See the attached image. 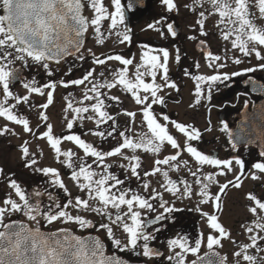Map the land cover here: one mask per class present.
<instances>
[{
  "label": "snow or ice",
  "instance_id": "obj_1",
  "mask_svg": "<svg viewBox=\"0 0 264 264\" xmlns=\"http://www.w3.org/2000/svg\"><path fill=\"white\" fill-rule=\"evenodd\" d=\"M111 3L114 5L112 11L106 6L105 0H0V9L3 10V14H0V118L7 122L0 127V136L20 135L14 127H9L11 124L19 126L23 133L37 140L46 141L56 163L71 170V181L83 193L82 196L74 197V203L69 200L67 204H61L47 189L29 191L15 178V172L8 174L0 166V182L6 183L8 188L0 199V264H127L118 256L106 255L105 244L100 236L85 239L67 227L50 233L42 231L41 222L48 225L56 222L74 224L82 230L97 227L86 215L70 213L68 207H73L77 213H93L105 218L108 222H101L98 227L105 230L107 237L113 240L120 251H133L148 258L160 256L162 253L150 246L156 236L149 229L167 219L166 213L177 210L173 201L164 199V192L177 199H191L195 195L199 197V204L211 205L213 208L212 213L197 208L206 221L208 234L201 232L194 242H190L186 236L170 239L167 244L173 255L167 259L174 260L175 264H186V254L197 255L201 247L206 246L213 250L211 255L218 259L200 257L199 264H227L228 257L214 250L222 248L225 239L237 243L232 240L231 231L220 219L223 197L230 188L241 189L248 179L264 182V161L253 163L251 168L254 171H248L245 160L239 156L221 159L205 153L193 143L202 139L203 133L199 128L155 110L157 105L166 107V97L170 94L165 89L177 93L181 91L169 75L170 60L174 59L176 64L181 61L179 48L175 49L173 57L167 48L153 49L145 44L138 62L135 54L128 57L120 53L97 56L91 48H85L90 29L98 44L103 45L106 35L113 34L118 37L119 44H131V30H119V26L125 25L124 6L121 0H111ZM162 3L168 12L178 11L175 0H162ZM86 6L93 12L91 18L85 15ZM185 7L198 14L196 26L199 36H209L205 30L206 21L215 15L218 17L216 27L222 40L230 44L229 48L223 50L225 54H215L205 39L195 35L189 37L198 40L207 67L212 69L210 75L193 76L184 72V75L195 81V100L191 107L201 105L202 101L210 104L214 86L230 81L233 76L264 70V24L258 23L264 20V0H193L192 5ZM105 21L109 22L107 30H103ZM148 27L161 32L162 36H178L172 22L167 23L166 33L156 24H149ZM229 51H238L245 58L254 56L261 63L256 67L245 68L243 73L222 72L220 70L227 67L230 57L226 53ZM68 57L78 61L90 57L92 65L100 66L102 70L97 72V67H89L79 78L52 79ZM231 60L237 65L244 62L239 56H233ZM111 62H117L120 67H113ZM195 67L199 69L200 64L197 62ZM133 68L134 71L130 72ZM25 71L30 73V78L24 75ZM41 73L49 78L43 83L37 79ZM72 73L73 69L69 67L64 75L71 76ZM16 84H20L24 93L15 91ZM203 85H207V88ZM81 86L82 96L79 100L71 92L64 97V119L70 134H55L48 109L54 103L57 88ZM113 89L126 94L137 110L125 109L113 115L109 111L113 102L123 104L119 95L109 94ZM33 96L42 97L45 102L37 106L32 101ZM21 105L28 109L38 108L37 116L42 124L34 128L30 118L19 111ZM68 113L72 114L71 119ZM119 115L128 118L124 130H118ZM138 116L142 131L129 135ZM84 120L92 121L95 125L89 129V134L101 141L117 139L116 146L104 150L81 135L72 133L77 121ZM105 125L108 127L104 128ZM40 127L45 130L39 132ZM220 131L228 135L233 151H239V145L247 143L242 135L232 132L227 122H222ZM180 137H183V142ZM65 141L82 151L83 156H79L72 148L63 149ZM30 148V141L23 140L20 150L24 167L48 177L52 186L70 196L60 170L56 167H37L36 153ZM167 148L174 150V153L159 158ZM40 151L42 153L43 149ZM140 152L156 157L151 170L144 169L142 157L138 154ZM185 154L191 158V163L189 159H182ZM259 155L264 157V150ZM113 157L126 161L118 167L130 172L147 195L130 186V177L121 179L111 171L113 163L108 160ZM181 168L194 178L192 182L170 176V172H179ZM157 174L163 177L164 183L160 185L163 191L151 188L150 181L145 179ZM229 174H232V179L227 178ZM220 177L225 178L223 183ZM126 181L129 183L126 184ZM193 183L198 187L194 189ZM213 186L218 190L213 192ZM44 196L52 203L44 204ZM245 199L250 202L246 207L253 219L250 224L243 225L249 242L240 244L233 253L237 258L234 264H241V261L243 264H264V255H258L264 253V196L248 192ZM152 201H156L163 211L148 219L149 213L157 212ZM17 214L31 224L12 219ZM115 229H120L124 234L123 242L115 237ZM137 249H141L142 253ZM191 264H198V261L193 260Z\"/></svg>",
  "mask_w": 264,
  "mask_h": 264
},
{
  "label": "flooded vegetation",
  "instance_id": "obj_2",
  "mask_svg": "<svg viewBox=\"0 0 264 264\" xmlns=\"http://www.w3.org/2000/svg\"><path fill=\"white\" fill-rule=\"evenodd\" d=\"M121 2L124 6L125 25L119 26V30L121 32L126 29L131 30L129 33L132 36L131 44H119L118 37L114 34L111 36L106 35L105 43L103 45L98 44L95 35L90 29L86 37L85 48H91L97 56H101V54L120 53L128 57L135 54L137 62L140 60L141 52L145 50L142 47L145 44L150 45L153 49L167 48L173 57L175 55V49L179 48L181 61L179 64H176L174 59L170 60L169 75L171 79L179 85L181 91L177 93L174 90L165 89V92L170 94L166 97V107L157 105L155 106V110L157 112L168 114L172 119H176L186 124H192L199 128L203 133L202 139L199 142L193 143L200 150L205 153L214 154L221 159H229L239 156L245 160L247 170L254 171V169L251 168V165L256 162L264 161V157L259 155L260 151L264 150V70L258 69L254 73H243V70L248 67H256L259 63H261V61L256 60L254 56L251 58H245L238 51L227 52L226 55L230 57L227 61V67L221 69L220 71L227 73L242 72L243 74L240 76H233L230 81L214 86L212 93L213 99L210 104L206 101H202L201 105L192 107L189 111H177L175 106L183 102L184 94L187 92H195V81L190 76L184 75V72L187 71L193 76L199 74H212V69L208 68L205 62V54H202L199 49L198 40L189 39V37L194 35L199 36L196 26L198 14L191 12L189 8L185 7V5H192L193 0H175V3L178 6V11L173 12L167 11L166 6L162 3V0H121ZM105 4L110 11L114 10V5H112L111 0H105ZM129 5L131 6L129 7ZM207 7L208 5L205 4V8ZM0 14H3L2 9H0ZM85 15L90 18L93 16V12L89 10L87 6L85 7ZM217 20L218 17L215 15L209 17L205 26V30L209 32V36H199V39H205L207 46L215 54H225L223 50L225 48H229L230 44L229 42L222 40L220 31L216 27ZM158 21L159 23H157ZM169 22L174 23V27L178 32V36L176 38H172L170 35L162 36L161 32L148 27L149 24H156L157 28H160L161 31L166 33L167 23ZM258 23L264 24V20L258 21ZM108 28L109 22L105 21L103 30H107ZM87 55V52H85L86 57ZM233 56H239L244 62L239 65L232 63L231 57ZM197 62L200 64L199 69L195 67ZM111 64L113 67H120L117 62H111ZM53 66L55 67V65ZM59 67L63 73L61 78L64 80H68V77H72L74 73H76V77L79 78L84 73V70L89 67H97V72L102 70L100 66L92 65L90 57L85 61H78L73 57H68L66 63H62ZM69 67L73 69V73L71 76H66L64 73L68 71ZM131 71H134V68L130 69V72ZM24 75L30 78V73L28 71H25ZM37 79L43 83L49 78L45 77L43 73H41ZM19 85L20 84H16L15 86V91L18 93ZM202 87L207 88V85H203ZM114 90L115 89H113L111 93H114ZM120 94L123 93L120 92ZM123 95L124 96L121 97L123 104H115V102H113V107L109 110L116 111V113H122L125 109L137 110V106L132 102V100L126 94ZM131 104L134 105L133 108H131ZM245 104H247V107H245ZM25 108V106L21 105L19 107V111L25 115L28 114L27 116L30 118L33 127L35 128L38 124H41L33 119L35 114H31L30 112H27L26 114ZM209 108H211V111H209ZM120 116L121 115H119V117ZM122 117L125 116L122 115ZM137 118L138 120L135 125H132V131L128 132L129 135L134 134L133 130L140 129V117L138 116ZM127 122V117L125 119L122 118L121 121L118 120V130H124ZM222 122H227L233 133L242 135L245 141H247V143H241L239 145V151L232 150L228 135L220 131ZM3 125V122L0 120V127ZM11 126L12 125L9 124V127ZM63 126L66 127L65 125ZM94 127L95 125L92 126L90 124L77 122L76 126L72 129V133L81 135L82 138L97 144L104 150H110L112 147L116 146L117 139L109 138L106 141H101L98 137L89 134V129ZM107 127V125L104 126V128ZM208 128H211L212 130L207 131ZM41 130L42 128L40 127L39 132H41ZM67 134L70 133L66 128L65 131H63V135ZM25 139L30 141V151L36 153V159L38 160L40 158L37 151L39 148L41 150V147L38 143L39 140H37L34 136H29L28 134H26L25 137L12 135L0 136V166H3L5 169L8 167V164L5 163V156L11 151L19 152L20 157V146ZM76 150L79 156H83L82 151L77 148ZM173 153L174 151L164 155ZM141 157L144 169L151 170L153 164L148 167L146 158H144L143 155H141ZM162 157L163 155L159 158ZM18 159L20 161L17 163L14 170L16 173L15 178L21 181L25 187L29 189V191L32 189H47V191L51 192L57 198V202L61 204H67L69 200H73L74 203L75 196L83 195V193L79 192L75 185H69L70 183H73L70 179L71 170L67 169L65 166L60 165V173L65 185L71 193L70 196L58 187L52 186L48 177L24 167V161L21 157ZM18 159H16V162ZM182 159H189L191 163V158L187 154H185ZM123 161L124 160L119 157L109 158L108 162L113 163L111 171L119 175L121 179H124L125 176L130 177V186L133 189H137L142 194L147 195L148 193H144L143 189L139 188L140 182H138L134 177H131L130 172H126L124 169L118 167L119 164L124 163ZM207 170L211 171L213 169ZM169 174L173 179L184 178L190 182L194 180L187 170L177 172L176 174H174V172H170ZM227 178L232 179V174H229ZM145 179H147V177ZM219 179L221 183L225 180L224 177H220ZM128 183L129 182L126 181V184ZM197 187L198 186L193 183V188L195 189ZM162 190L163 189L161 188L159 191ZM217 190L218 189L213 186L212 191L215 192ZM7 191L8 189L5 187V183L0 182V199H2V196ZM248 192H254L258 196H264V182L248 179L245 181L241 189L230 188L227 191V194L223 197V212L220 219L224 226L231 231L232 240H235L237 243L233 244L230 240L225 239L222 241L223 247L216 248L214 250L219 252L221 256L228 257L227 264H234V261L237 258L233 255V253L239 249L240 244L249 242L247 238L248 234L244 232L243 228V225L250 224L253 219L246 207L250 203L245 199V195ZM42 199L44 204L52 203V201L48 200L47 196H44ZM164 199L173 201L174 207L177 210L172 213H166L165 215L167 216V219L161 221L157 225H153L152 228L149 229V231H153L156 236V239L150 242V246L162 253V255L154 256L152 258L144 257L142 254L137 255L133 251H120V249L115 246L113 240L107 237L105 230L98 227L99 223L108 222L105 218L93 213L73 212V207H68L67 210L72 214L86 215V217L91 219L97 227L94 229L82 230L74 224L66 225L62 222H56L52 225L41 222L40 226L41 229L46 230H57L62 227H67L79 234L96 233L104 239L108 252L117 253L134 262L147 261L155 264H175L174 260L169 261L167 259L170 255V249L167 242L177 236H186L190 242H194L195 239L199 237L201 232H204L205 235H207L209 229L207 228L206 221L201 217V213L197 210V208L199 207L203 211H207L209 213L213 212V208L211 205L199 204V197L195 195L191 198L192 200L187 199L189 202H187L188 204L186 207H181L180 204L183 205L184 202L181 203V200L176 197H172L171 195H167L165 192ZM152 203L156 206L157 212L149 213L148 219L153 218L155 215H158L159 212L163 211V209L159 208L156 201H152ZM12 219L31 224V222L27 221L25 217L19 214L12 217ZM156 228H158L159 231H154ZM177 250L179 251V249ZM137 251H141L142 253L141 249H137ZM212 251L213 250H209L206 246H202L197 255H193L191 253L186 254V264H191V261L193 260H197L199 264L200 257H204L205 259L211 258L213 260L218 259L217 257L211 255ZM258 255H264V253H260ZM241 264H243V261H241Z\"/></svg>",
  "mask_w": 264,
  "mask_h": 264
},
{
  "label": "rangeland",
  "instance_id": "obj_3",
  "mask_svg": "<svg viewBox=\"0 0 264 264\" xmlns=\"http://www.w3.org/2000/svg\"><path fill=\"white\" fill-rule=\"evenodd\" d=\"M62 76H63V73H62V71L60 70V67H59V71L56 73V75L52 79L59 80V79H61ZM68 78L69 79L77 78L76 77V73H74V75L72 77H68ZM82 88H83V86H81L80 88L73 87V88H69V89H64L63 87H58L57 88L56 93H55L54 103L48 109V115L50 117V122L53 124L54 133H56L57 135H63V131H65V129H66V127L63 126V125L66 126V121L64 119V116H65V112H64L65 100H64V97L69 92H71V93L74 94L75 99L79 100L81 98V96H82ZM18 91H19V93H24V89L20 85H19ZM109 94L110 95L117 94V95L120 96V98L124 96L123 94H120V91L117 90V89L114 90V93H109ZM194 100H195L194 93L187 92V93L184 94L183 102L181 104L175 106V109L177 111H180V112L189 111L192 108L191 105L194 103ZM32 101L37 106L39 104L45 102L44 98L38 97V96H33L32 97ZM130 106H131V108H133L134 105L131 104ZM25 109H26L25 110L26 114H27V112H30L31 114H35L33 119L36 122L42 124V122L39 121L38 116H37V112L39 110L38 108H33V109H29L28 110V108L26 107ZM109 111L113 115L117 114L116 111H112V110H109ZM67 115H68V118L71 119L72 114L68 113ZM118 117L119 116H117V121L118 120L121 121L122 118H124V119L126 118V117H122V115L119 117V119H118ZM0 120L3 122V124L7 123L3 118H0ZM137 120H138V118H137ZM77 122H80V121H77ZM82 123L90 124L92 126L94 125V123L92 121H88V120H84ZM109 123H111V122H109ZM11 127H14L16 132L20 134L18 136H21V137H25L26 136V133H23L22 129L19 126L12 125ZM41 128H42L41 132L45 130L43 127H41ZM141 131H142L141 128L138 129V130H133V133H134L133 135H135V133H139ZM180 139H181V142H183V137H180ZM38 143L40 144L41 149H43V152L41 153L40 148L37 151L39 153V155H40V158L38 159L37 167H56V168H58L60 170V164L56 163V161L54 160V153L51 150V148L48 146L46 141L39 140ZM62 148L63 149L72 148L73 151H77L76 147H74V145L71 142H67V141H65L62 144ZM173 151L174 150H172L171 148H167L166 151L163 152L161 155H164L166 153H172ZM138 154L139 155H143V157L146 158V161H147L146 163H147L148 167L152 166L153 160L156 157H153L152 154H150V153L140 152ZM20 157H21V154H20ZM20 157H19V152H17V151H11L8 155L5 156V163L8 164V167H6V169H5L6 173L11 174V173L15 172L14 170H15V167H16L17 163L20 161L18 159ZM16 159H18L17 162H16ZM123 162L126 163V161H123ZM183 170H186V169L181 168V170L179 172H181ZM176 173L174 172V174H176ZM147 180L150 181L151 188H155L157 190H160L161 189L160 185L162 183H164L163 177L161 175H159V174H157L154 177H147ZM69 185H73L74 186L75 184L74 183H70ZM5 187L7 188L6 183H5ZM151 188L149 189V192L151 191ZM165 194L171 195V194H169L167 192H165ZM4 195L2 196V198L4 197ZM179 200H181V203L184 202L183 205L180 204L181 207H186L187 204H188L187 202H189L187 200V198H183V199H179ZM73 212H76V210L73 209ZM115 237L121 239L122 242L125 240L124 234L120 231V229L119 230L115 229ZM169 254L173 255V253L170 252V251H169Z\"/></svg>",
  "mask_w": 264,
  "mask_h": 264
},
{
  "label": "water",
  "instance_id": "obj_4",
  "mask_svg": "<svg viewBox=\"0 0 264 264\" xmlns=\"http://www.w3.org/2000/svg\"><path fill=\"white\" fill-rule=\"evenodd\" d=\"M42 231H45V232H53V231H48V230H42ZM55 231H58V230H55ZM74 234H77V233H75V232H73ZM77 235H80V234H77ZM81 236H83L85 239H87V237H89V236H98V235H96V234H93V233H89V234H84V235H81ZM101 238V237H100ZM102 239V238H101ZM102 241H103V239H102ZM104 242V241H103ZM104 244H105V242H104ZM105 252H106V255H111V256H118V257H120V258H122L121 256H119L118 254H109L108 252H107V248H106V245H105ZM122 259H124L125 261H127V264H148V263H136V262H131V261H129V260H127V259H125V258H122Z\"/></svg>",
  "mask_w": 264,
  "mask_h": 264
}]
</instances>
